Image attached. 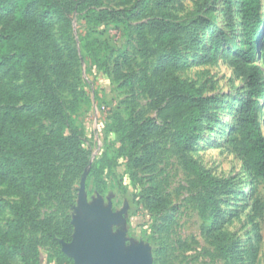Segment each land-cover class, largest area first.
I'll use <instances>...</instances> for the list:
<instances>
[{
	"label": "rangeland",
	"instance_id": "1",
	"mask_svg": "<svg viewBox=\"0 0 264 264\" xmlns=\"http://www.w3.org/2000/svg\"><path fill=\"white\" fill-rule=\"evenodd\" d=\"M226 1L99 0L103 8H132L127 24L118 26L109 22L94 26L82 15H72L68 28L60 18L49 17L43 42L49 51L48 65L64 63L68 84L66 91L58 90L59 95L78 97L73 115L83 128L90 163L73 180L68 203L44 193L36 197L39 219L48 225L25 233L36 257L33 264H56V244L62 251L72 246L77 223L87 233L98 229L101 217L88 207L108 213L109 236L122 256L142 252L150 264H264V209H253L254 199L264 204V188L251 180L228 136L246 89L221 58L233 41L240 40L241 32V0H231L232 24L226 18ZM261 12L264 15V8ZM164 13L183 23L185 30L172 44L160 45L149 21ZM139 25L146 34V49L139 43ZM213 36L224 44L212 62L207 50ZM162 55H170L172 63L159 77L155 70ZM49 75L54 78L51 70ZM171 76L192 82L208 99L201 133L186 151L217 182L212 195L184 168L170 140L172 126L159 120L158 107L141 86L145 77L162 88ZM40 103L37 99L29 105L34 110L28 127L42 135L49 131L51 120L39 110ZM9 106L21 108V117L30 113L22 101ZM113 113L137 122L154 120L143 142L128 156L118 150L117 134L107 130ZM99 162L107 183L103 191L93 188L89 173L91 164ZM108 163H113L109 170ZM18 199L16 182L0 179V237L13 214L10 204ZM11 262L21 264L16 257Z\"/></svg>",
	"mask_w": 264,
	"mask_h": 264
},
{
	"label": "trees",
	"instance_id": "2",
	"mask_svg": "<svg viewBox=\"0 0 264 264\" xmlns=\"http://www.w3.org/2000/svg\"><path fill=\"white\" fill-rule=\"evenodd\" d=\"M226 4V18L232 24L231 0ZM263 8L264 0L240 1V40L233 41V47L226 48L221 58L244 81L246 89L245 98L237 109L236 122L228 132L229 142L243 160L251 180L264 188ZM131 9L103 8L99 0H0V179L15 181L19 191L18 201L10 204L13 214L0 237V264H12L11 259L15 257L21 264H33L36 257L25 241V233L42 231L48 225L47 221L39 219L36 197L44 193L51 199L68 203L73 180L90 163V152L83 142V128L73 115L78 97L59 95L58 90L66 91L68 84L64 63L48 65L49 51L43 42L50 26L49 17L60 18L68 28L72 15H82L94 26L107 22L118 26L127 24ZM149 23L160 45L172 44L185 30L183 23L175 21L169 13ZM138 35L140 45L146 49L148 43L143 25H139ZM223 44L221 37L213 36L207 50L209 61H217ZM171 63L170 55H162L155 70L157 76L161 77ZM101 67L108 69L105 62ZM50 70L54 78L49 75ZM117 76L122 75L118 73ZM127 84L131 86L130 78ZM141 86L158 107L159 120L172 126L170 140L184 168L210 189L208 195H212L217 182L186 151L201 133L208 109L207 97L192 82L175 76L169 77L162 88L143 77ZM37 99L41 100L39 110L51 120L49 131L42 135L28 127L34 110L29 105ZM17 101L29 106L27 117H21V108L9 106L10 102ZM112 118L107 130L117 134L118 150L126 156L129 150L143 142L154 123L153 119L141 122L131 117L123 119L118 113H113ZM112 166L113 163H108L106 168L109 170ZM103 167L101 162L90 166L93 188L97 191L107 188ZM253 209L261 211L264 204L254 199ZM67 227L69 231L71 225ZM55 259L56 264L72 263L59 243Z\"/></svg>",
	"mask_w": 264,
	"mask_h": 264
},
{
	"label": "water",
	"instance_id": "3",
	"mask_svg": "<svg viewBox=\"0 0 264 264\" xmlns=\"http://www.w3.org/2000/svg\"><path fill=\"white\" fill-rule=\"evenodd\" d=\"M264 106V100L262 101ZM264 123V120H263ZM91 214L101 217L98 229L89 233L81 229V222L75 226L74 244L63 252L74 260L75 264H150L145 253L135 252L129 256H122L119 245L109 236V215L106 211L88 207Z\"/></svg>",
	"mask_w": 264,
	"mask_h": 264
}]
</instances>
